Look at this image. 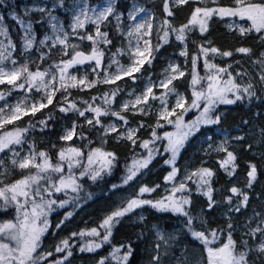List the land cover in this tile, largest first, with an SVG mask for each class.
I'll use <instances>...</instances> for the list:
<instances>
[{"label": "snow or ice", "instance_id": "1", "mask_svg": "<svg viewBox=\"0 0 264 264\" xmlns=\"http://www.w3.org/2000/svg\"><path fill=\"white\" fill-rule=\"evenodd\" d=\"M0 9V264H264V0Z\"/></svg>", "mask_w": 264, "mask_h": 264}, {"label": "rangeland", "instance_id": "2", "mask_svg": "<svg viewBox=\"0 0 264 264\" xmlns=\"http://www.w3.org/2000/svg\"><path fill=\"white\" fill-rule=\"evenodd\" d=\"M25 2H27V0H25ZM1 10V9H0Z\"/></svg>", "mask_w": 264, "mask_h": 264}, {"label": "trees", "instance_id": "3", "mask_svg": "<svg viewBox=\"0 0 264 264\" xmlns=\"http://www.w3.org/2000/svg\"><path fill=\"white\" fill-rule=\"evenodd\" d=\"M2 10V9H1Z\"/></svg>", "mask_w": 264, "mask_h": 264}]
</instances>
